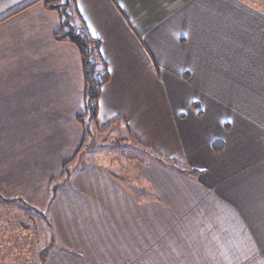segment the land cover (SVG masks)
<instances>
[{
	"label": "crops",
	"instance_id": "1",
	"mask_svg": "<svg viewBox=\"0 0 264 264\" xmlns=\"http://www.w3.org/2000/svg\"><path fill=\"white\" fill-rule=\"evenodd\" d=\"M74 2L109 78L96 126L198 176L149 162L177 210L170 227L169 210L140 201L106 162L79 166L51 195L86 135L80 54L55 39L59 14L43 0H0V192L45 202L53 237L82 251L67 258L98 249L114 251L107 264H264V10L244 0ZM164 212L168 233H137Z\"/></svg>",
	"mask_w": 264,
	"mask_h": 264
},
{
	"label": "rangeland",
	"instance_id": "2",
	"mask_svg": "<svg viewBox=\"0 0 264 264\" xmlns=\"http://www.w3.org/2000/svg\"><path fill=\"white\" fill-rule=\"evenodd\" d=\"M244 1L248 2L249 6L254 9L264 10V0ZM84 121L87 125V132L85 133L81 150L65 164L63 175L50 187V194L52 195L55 189L57 190V184L65 182L70 173H73L79 166L92 162H106L110 164L109 166L118 175L127 181L131 192L133 191V195H136L140 201H153L155 204L162 205L166 210H169L170 227L177 210L174 206L167 209L168 206H166L160 194L161 172L159 169H156L159 172L153 170L151 163L159 168L162 166L168 167L167 170L176 175L178 173L186 175V172H192L190 173L193 175L192 179L198 176L197 172H195L197 170L187 166L184 167L163 157L151 148L137 143V141L124 132L114 130L112 127L100 129L93 120H88V118H84ZM213 150L219 151L214 148ZM156 155L161 157V159ZM172 164H176L180 168ZM149 174L153 180L147 179ZM137 188H139V193L137 192ZM174 189H176V186H174ZM41 204L39 207L25 205L20 199L11 197L6 192H0V228L2 229L0 230V264H90L91 256L96 260V264H107V262L109 263L113 260V250L101 251L98 249H90L82 257L76 255L74 258H67L68 256L62 253L76 252V254H82V251L67 250L65 242L62 243L58 236L53 237L47 216L40 215L48 208L47 204L45 202ZM9 205H13L14 208H11ZM1 208H3L4 212ZM7 208L12 209V214L16 216L13 222L15 224L21 223V225L18 224L19 226L17 225V227L12 229L7 225L8 223L5 222V220L9 219L7 213H5ZM164 214L157 216L158 220L155 219L157 221H154V225L142 221L143 226L146 224L148 226L144 229L142 228V230L138 226L136 229L137 233H152V231L148 230L150 226L153 229V233H168V231L164 232L162 230L163 225L168 219L167 214L165 212ZM188 222L186 221L185 223ZM5 225L8 226L5 227L7 230L3 229ZM145 247L156 248L148 243L145 244ZM137 250L140 256L143 250L141 248ZM56 255L59 256L57 257Z\"/></svg>",
	"mask_w": 264,
	"mask_h": 264
},
{
	"label": "trees",
	"instance_id": "3",
	"mask_svg": "<svg viewBox=\"0 0 264 264\" xmlns=\"http://www.w3.org/2000/svg\"><path fill=\"white\" fill-rule=\"evenodd\" d=\"M43 2L47 9L56 11L59 14L60 24L55 34V39L74 44L80 54L84 80V112L81 116L77 117V120L82 123L86 133L87 125L85 124L84 118H88V120H93L94 122L96 121L101 88L109 79L105 63L100 54V42L85 29L74 0H43ZM100 63L103 65L104 71L97 74V66ZM213 148L220 150L222 148L221 142L218 140L215 141ZM156 156L161 159L158 155ZM172 165L180 168L176 164ZM137 192L139 193V188H137ZM23 204L27 205L25 202ZM9 206L14 208L13 205ZM1 209L3 210V208ZM12 212V209L7 208L5 210L9 218L5 222L8 223L7 225L11 229L17 227L18 224L21 225V223L15 224L13 222L16 216ZM7 225L2 226L4 230H7L5 228ZM0 230L2 229L0 228Z\"/></svg>",
	"mask_w": 264,
	"mask_h": 264
}]
</instances>
